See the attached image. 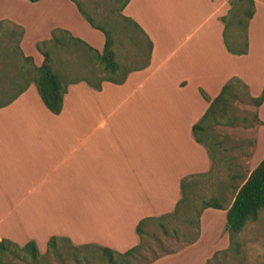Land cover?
<instances>
[{"label": "crops", "instance_id": "crops-1", "mask_svg": "<svg viewBox=\"0 0 264 264\" xmlns=\"http://www.w3.org/2000/svg\"><path fill=\"white\" fill-rule=\"evenodd\" d=\"M252 1L246 49L235 54L223 41L227 0H128L121 14L138 25L151 47L147 52L145 39L134 42L139 34L116 24L115 58L127 69L122 82L102 80L99 89L83 80L68 82L56 114L43 105L33 83L0 106V240L19 246L33 241L40 255L51 236L72 246L123 252L138 242L134 227L141 218L171 211L180 198V179L211 167L191 125L230 78L244 85L237 86L246 96L264 87V0ZM0 20L22 27L19 48L36 66L42 56L25 48L26 21L43 33L38 40L61 28L98 52L104 44L102 32L71 0L1 10ZM230 25L227 42L241 46L244 34L241 42L229 39ZM58 68L69 77L88 67ZM249 110L254 122L244 130L252 136L256 165L264 155V99ZM233 123L214 127H235L236 116ZM208 209L199 214L198 230Z\"/></svg>", "mask_w": 264, "mask_h": 264}, {"label": "trees", "instance_id": "trees-1", "mask_svg": "<svg viewBox=\"0 0 264 264\" xmlns=\"http://www.w3.org/2000/svg\"><path fill=\"white\" fill-rule=\"evenodd\" d=\"M27 1L36 2L38 0ZM71 1L86 22L104 35V44L101 51L98 52L81 39L71 36L68 31L55 28L51 30L48 39L36 42V50L42 56L41 63L36 66L32 63V58L24 56L19 48V41L23 32L21 26L8 20H0V106L9 103L29 83H33L43 105L50 112L56 114L61 109L62 97L68 82L83 80L94 89H99L102 80L115 83L122 82L127 69L122 70L121 65L115 58L112 36L113 29L118 23L124 26L128 25L131 32L139 34L138 37H134V42L142 44L143 39H145L146 51L149 52L150 41L132 19L121 14V9L128 0H111V2L113 1L112 3L117 4L115 6L116 9L109 8L111 6L110 3V6H107V12L98 14L97 18L84 7L82 0ZM90 2L93 3L95 1L90 0ZM227 2L229 4L228 13L221 18L224 23L223 41L229 52L235 54L244 53L246 49L245 29L247 21L253 13V1L227 0ZM237 13L241 14L243 18L236 17ZM234 16L244 34L242 45L235 48L227 42L225 37V29ZM73 63L88 68L81 75H78L80 74L79 72H71L69 77H63L58 67ZM90 63H92V67L89 66ZM96 64L97 69H95ZM116 72L121 74L116 75ZM91 74L92 78H89ZM237 85L243 87V89L245 88L235 77L226 81L218 94L210 100L202 116L191 125L192 137L205 147L211 159V167L205 173L189 174L180 179V198L173 209L158 216L141 218L134 227L138 242L123 252H116L108 247L95 244L70 245L73 248L72 250L86 249L81 253V257L85 262H88L87 252L89 250L87 251V249L95 248L107 264H147L159 257L158 254H153L151 258H147L144 254V250L147 247L144 240L145 236L149 234L145 230L147 224L153 222L163 234H169L178 239V226L174 220L180 218L184 225H190L191 222H195L194 234L188 239L189 242H192L198 235V217L200 212L205 208H214L225 209L224 228L228 243L225 249L216 250L205 264H226L228 259L236 260L238 264H242L245 256L239 240V232L247 222L256 221L259 212L264 209V155L246 174H240L228 167L229 170H232L228 174V178L236 181V183L229 185L233 190V196L227 205L224 204L223 194L220 197L214 195L201 197L196 201H191L189 198L195 179L210 175L216 162L222 160V158L217 157V153L224 147L221 146V141L215 139L214 126L234 124L235 115L232 114V102L237 98V93L235 92ZM263 99L264 87L257 96H246L245 102L258 106ZM192 214L194 215L193 218ZM59 240H66V238L49 237L46 243V251L50 250L54 255L60 256L61 253L57 243ZM157 242L160 244L158 240ZM166 252L169 253L168 251ZM6 255H10L12 258H24L27 255L33 263H36L40 254L33 241H28L24 245L19 246L7 239H1L0 264H12L9 259H6ZM72 256H74L73 253ZM74 259L77 260L76 257Z\"/></svg>", "mask_w": 264, "mask_h": 264}, {"label": "rangeland", "instance_id": "rangeland-1", "mask_svg": "<svg viewBox=\"0 0 264 264\" xmlns=\"http://www.w3.org/2000/svg\"><path fill=\"white\" fill-rule=\"evenodd\" d=\"M94 1L92 3L90 0H82V4L95 18L99 16L98 14H105L110 3L109 8L116 9L117 4L112 3L111 0L110 2L109 0ZM28 5H31V2L26 0H15L14 3L5 4L0 2V11H21L22 8L28 7ZM236 17L243 18L239 13L236 14ZM235 21L234 16L230 20L231 25L228 27L227 36L229 39L237 37L241 42L243 30ZM25 24V48L34 51V49L36 50V42L40 41L37 38H43L44 35L41 31L34 30L28 21ZM34 40L38 41L35 42ZM95 69H97V64ZM235 92L237 98L232 102V114L237 117V125L230 129L214 127L215 139L221 141V146L224 147L217 153V157L222 158V160L216 162L210 175L195 179L192 192L189 195L191 201L213 195L220 197L223 194L224 204L227 205L233 196V190L229 185L236 183V181L228 178V174L232 171L229 168L240 174H246L257 161L258 155L253 157L255 150L252 136L244 130L247 124L251 125L254 122L253 111L249 110L251 105L245 102L246 92L238 86L235 87ZM260 145L257 149L258 154L261 152ZM193 216L192 214V218ZM174 222L178 226V239L169 234H163L153 222L145 226V230L149 234L145 236L144 242L147 247L144 254L147 258H151L153 254L159 255L158 258L147 264H205L216 250L227 247L228 240L224 228L225 214L222 211L210 208L203 214L198 235L192 242H189L188 239L193 236L196 223L191 222L190 225H184L180 218L174 220ZM238 236L245 256L242 264H264V209L259 212L256 221L245 224ZM57 243L61 253L60 256L54 255L49 250L38 255L36 263H33L27 255L24 258H12L10 255H6V259H9L12 264H107L95 248L87 249V251L89 250L87 252L88 262H85L81 257V253L86 249L72 250V246L64 240H59ZM72 253L74 256H72ZM226 264H238V262L228 259Z\"/></svg>", "mask_w": 264, "mask_h": 264}]
</instances>
